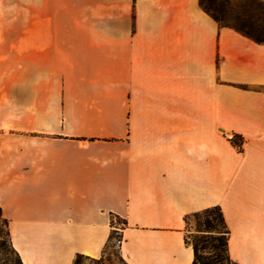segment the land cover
Listing matches in <instances>:
<instances>
[{"label": "crops", "instance_id": "1", "mask_svg": "<svg viewBox=\"0 0 264 264\" xmlns=\"http://www.w3.org/2000/svg\"><path fill=\"white\" fill-rule=\"evenodd\" d=\"M241 139V150L230 139ZM218 207L264 264V44L200 0H0V209L22 264H193Z\"/></svg>", "mask_w": 264, "mask_h": 264}, {"label": "rangeland", "instance_id": "2", "mask_svg": "<svg viewBox=\"0 0 264 264\" xmlns=\"http://www.w3.org/2000/svg\"><path fill=\"white\" fill-rule=\"evenodd\" d=\"M246 1L247 0H234L233 3L245 4ZM256 1L262 2L264 5V0ZM215 5L218 16L224 19L225 23L233 24L235 17H233V13L229 10V4H227L224 0H220L217 1ZM254 15L258 18H262L264 16V12L256 11ZM261 38H264V32L261 33ZM208 221H210L215 230H211L209 228ZM186 224V242L192 248L196 245L200 264H209L211 262L214 247L215 251L219 254V260L221 261L220 264H228L223 246L226 234L219 224L217 214L214 212L210 215L198 213L197 215L189 217ZM112 225V233L115 231L114 233L116 234H113V239L106 246L103 255L98 259L81 257L75 264H125L119 255V243L117 241L120 238L119 235L123 225L117 220H113ZM5 233L6 228L0 220V264H15L16 257L13 255L9 245L7 243L5 245V242L7 241ZM230 264L234 263L230 262Z\"/></svg>", "mask_w": 264, "mask_h": 264}, {"label": "trees", "instance_id": "3", "mask_svg": "<svg viewBox=\"0 0 264 264\" xmlns=\"http://www.w3.org/2000/svg\"><path fill=\"white\" fill-rule=\"evenodd\" d=\"M217 1H220V0H200V6H201L202 10L208 16H210L214 21H216L218 23L219 26L233 29L237 33L242 35L243 37H246V38L252 40L253 42H255L257 44H264V38H261V33L264 32V16L262 18H258L254 15L256 11H263L264 12V5L262 4V2H259L256 0H247L245 4H235V3H233L234 0H224L227 4H229V7H230L229 10L233 13V15H234L233 17H235V20H233V22H234L233 24H227L224 22V19L219 17L217 14V11L215 9V6H216L215 4L217 3ZM230 141H231L233 146L237 147L238 150H241V144H242L241 139H239L237 137H232L230 139ZM212 212L217 214L219 224L221 225L222 229L224 230V233L226 234V239L223 243V246H224V252H225L226 257H227V263L230 264L231 261L228 257V254H227V237H228L229 232L225 226L221 210L218 207H215V208L206 209L200 213L210 215ZM197 214H194V215H197ZM0 220L3 223L4 227L6 228L5 238L7 241L5 242V245H6V243L9 245V248L11 249L13 255L16 257V263L15 264H22L20 257L18 256L16 251L12 248V245L10 242V237H9V231H8V221L2 218L1 209H0ZM113 220H117V221H120L122 223V225H123L122 230L125 228L126 222L124 220L118 218V217L111 219V222H110L111 227H113V225H112ZM208 226L211 230H215V228L210 223V221H208ZM114 232L115 231H113V233L111 232L110 237L108 239V243H110L112 241L113 234H116ZM119 237L120 238L117 241L120 244V242L122 240L121 233H120ZM108 243H107V245H108ZM186 244H188V243L186 242ZM118 248H119V246H118ZM192 249H193V254H194L193 264H200V260L198 257V249H197L196 245H194V247ZM81 257L82 256H77L73 264L77 263V261ZM220 262L221 261L219 260V254L215 251V247H214V253L212 254L211 262L209 264H220Z\"/></svg>", "mask_w": 264, "mask_h": 264}]
</instances>
